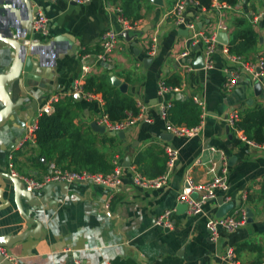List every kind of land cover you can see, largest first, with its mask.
<instances>
[{"label":"crops","instance_id":"obj_1","mask_svg":"<svg viewBox=\"0 0 264 264\" xmlns=\"http://www.w3.org/2000/svg\"><path fill=\"white\" fill-rule=\"evenodd\" d=\"M176 2L162 0L161 5L152 0H92L86 5L69 0L37 2L34 11L43 12L49 19V35H67L74 41V47L57 60L56 67L38 68L36 76L41 85L28 96L37 100L52 93H70L80 80L82 66L88 64L92 67L90 76L109 78L110 83L111 76H115L127 84V94L137 106L146 108L152 122L132 126L124 139L112 137L108 131L97 133L91 124L104 113L102 94L94 93L96 97L92 100L84 96L78 100L81 109L76 112L74 123L82 134L95 141L93 149L99 164L94 172L110 173L118 162L125 168L123 184L118 188L82 183L56 186L48 193L35 192L33 195L40 202L35 206L23 199L24 210L42 228L39 239L29 236L11 248H4L18 260L17 264H70L69 258L81 264H224L221 256L228 248L235 250L241 264L264 263V150L240 141L229 124L233 110L243 119L246 113L264 108V85L261 93L256 94L257 83L251 74L228 59L221 43L216 49L213 69L187 70L180 56L189 49L190 34L173 23L171 13ZM230 6L231 9L221 10L214 3L209 9L190 4L186 15L206 35L215 32L219 24L227 25L229 44L240 31L236 22H247L256 33V44L243 59L256 64L264 59V0H235ZM120 10L135 26L128 31L132 41L121 36L125 31L119 23ZM107 30L119 32L118 48L110 54L109 62L99 64L96 56L102 51L101 35ZM153 36L158 37L159 50L156 56L148 57L146 44ZM10 53L2 50L0 44V73L11 65ZM199 56L201 49H193L186 63ZM149 58L152 61L145 64L144 60ZM234 74L239 79L234 88H229L228 81ZM173 77L185 85L182 93L175 97L172 93L161 96L159 84ZM193 96L205 100L207 106L202 134L192 139L173 136L168 140L171 134L167 132L160 106L170 102L173 105L175 100L192 102ZM44 97L42 103L46 101ZM22 118L27 120L25 115ZM21 134L22 130H14L12 137L0 140V172H9V155L13 154L19 173L42 178L49 162L41 158L36 143L20 146L17 138ZM12 138L16 139L14 149L9 151ZM168 143L179 151L171 170H167L164 153ZM213 148L229 159L230 189L217 190L216 199L204 206L201 215L188 216L178 201L185 177L190 173L197 184L213 179L207 166L195 165L197 161L218 160L220 156ZM134 171L149 177L168 172V183L162 189H143L133 183ZM218 200L223 204L234 203L232 210H250L252 221L236 232L222 231L219 239L211 242L207 224L217 217ZM162 217L172 228L157 224ZM34 228L36 225L27 224L17 208L10 181L0 177V236H15Z\"/></svg>","mask_w":264,"mask_h":264},{"label":"built area","instance_id":"obj_2","mask_svg":"<svg viewBox=\"0 0 264 264\" xmlns=\"http://www.w3.org/2000/svg\"><path fill=\"white\" fill-rule=\"evenodd\" d=\"M76 5H86L92 0H69ZM214 5L221 9L227 10L231 9V6L226 1L212 0ZM194 4L198 5L194 0H177L174 9L172 10V20L177 27H184L189 31V49L182 53L180 60L185 62V67L187 70H192V60L186 63L189 59L191 51L195 47H199L202 51V57L204 59V69L211 70L215 66L214 56L216 54V49L219 44L217 41V36L220 32H229V28L225 24H219L211 35H206L202 30L198 29L197 24L194 21H189L186 15V8L188 5ZM119 23L122 26V30L129 31L134 30L135 26L132 25L123 15L120 10ZM50 28V21L46 15L39 11L34 16V30H42L45 34L48 33ZM120 34L114 30H107L101 35V48L102 51L97 54V63H107L109 62L110 54L118 48V40ZM158 37L153 36L146 44V55L148 57H154L157 55ZM229 45H224L223 53L231 60L233 63L241 65V67L251 74L252 80L256 83L264 85V59H260L256 64L247 63L244 61L243 57L231 54L228 48ZM89 55L84 58L87 59ZM91 66L85 64L82 66V75L80 80L75 82L73 89L70 93H52L46 98V101L40 105L36 113L33 123L27 127V133L20 142V146L27 142L36 143L35 132L38 129V120L44 114H52L55 112L56 104L62 101L65 97H74L75 94H80L85 98L92 100L96 97L94 93H88L84 90L83 83L86 82L91 74ZM239 75L234 74L233 78L228 81V87L234 88L236 86ZM185 85L181 83L179 86H166L164 82L159 84V94L161 96L172 93L175 97L176 94H181ZM173 97V98H174ZM192 102L200 109V122L194 127H188L184 124L175 125L166 119V111L171 108L172 103L162 104L160 106L162 117L166 120L167 132L172 134L174 137H181L186 139H192L199 137L203 131V122L207 116V106L205 100L198 96L192 97ZM139 113L136 116H130L128 119L121 122H112L109 117L105 114L100 116L96 123L100 126H104L108 132H126L132 126L145 122L151 123L152 120L148 117L146 113V108L139 104ZM242 118L237 110H233L229 117V124L234 131L237 138L243 143L247 144L249 147L264 150V143H257L251 140L246 135L245 131L239 127V123ZM213 152L219 154V159H211L207 162L197 161L195 165L204 164L209 168L211 174H213V179L205 184H197L190 173L185 177L184 188L179 194L178 201L180 204L187 206L186 212L188 216H199L204 211V206L216 199L217 190H222L228 192L230 189V165L229 159L226 154L220 150L212 149ZM164 153L167 156V170H171L177 163L179 157V151L172 144L168 143L164 147ZM9 173L14 177L19 179L27 192L35 193L43 190L46 186L50 184H75L82 183L86 185H96L103 186L106 188H118L123 184V176L125 168L121 166L118 162H115L114 169L110 173L93 172L86 169H75L60 166L55 161H51L47 164V169L42 178H36L32 175H23L16 170L14 155H9L8 163ZM133 183L143 189H162L168 183V172L155 177H149L143 175L140 172H133ZM227 200L229 198L227 197ZM107 209L109 205L105 206ZM249 222V216L246 209L236 208L231 210L228 214L223 217L211 218L207 224V230L209 233V239L211 242H216L222 231L227 233L236 232L238 229L247 225ZM157 224L165 228H172V224L165 220L164 217L157 220ZM0 252L13 264H17L18 260L14 257L9 256L6 249L1 248ZM224 264H241L237 258V254L233 248H228L225 253L221 256ZM0 264H2L0 262ZM74 264H81L80 261L74 260ZM264 264V263H262Z\"/></svg>","mask_w":264,"mask_h":264},{"label":"water","instance_id":"obj_3","mask_svg":"<svg viewBox=\"0 0 264 264\" xmlns=\"http://www.w3.org/2000/svg\"><path fill=\"white\" fill-rule=\"evenodd\" d=\"M40 0H0V44L2 50L10 51V55L13 61L9 67H6L2 73H0V103L2 108L0 109V140L8 139L14 135V130H22V134L17 138V142H21L23 135L27 133V127L30 126L34 119L35 113L38 111V106L42 104L43 98L39 99L36 103V109H34L31 115V120L27 122L22 118V115H29L30 106L32 101L30 96L33 89L39 88L41 80L36 76L38 68L50 70L56 67L57 60L69 54L74 47V41L67 35H57L51 37L48 33L45 34L42 30H34V16L35 6ZM155 4L161 5L162 0H152ZM189 34L188 30H186ZM128 41H132L133 36L128 31L121 34ZM37 37L42 40H36ZM217 41L223 45H229L228 33L220 32L217 36ZM133 46H136L134 43ZM199 47H195L197 51ZM139 53V51H137ZM152 61L151 58L145 59L144 63L149 64ZM106 64V63H103ZM192 66L197 69L204 68V59L199 56L196 60L192 61ZM111 83L114 87L126 94L128 91V85L122 83L115 76H111ZM44 89V88H43ZM261 84L257 83L255 86L256 94L261 93ZM28 94H30L28 96ZM27 95V96H24ZM16 97H18L16 99ZM47 96L44 97V99ZM181 96H178V98ZM74 98L80 100L82 96L75 94ZM93 131L101 134L106 133L104 126L98 125L96 122L91 124ZM112 137L125 138V132L115 133L109 132ZM173 135L169 136L168 140H172ZM15 138H12V143L8 145L9 151L14 149L13 143ZM0 177L10 181L12 185V191L14 196V202L19 209L23 219L27 224H35L36 228L33 230H27L19 235L15 236H0V249L11 248L16 243L26 240L29 236L35 239L41 237L40 232L42 225L37 220H32L29 214L24 210L22 200L25 199L30 205L35 206L40 202L34 197L33 193L27 192L24 189L23 183L14 178L9 172H0ZM66 186L65 184H50L46 186L43 191L48 193L54 187ZM220 203V209L217 213V217H223L228 214L234 207V203L223 204L222 200H218ZM182 210H186V205H181ZM248 211L249 222L252 214ZM39 233L38 235L36 234ZM40 235V236H39ZM0 262L2 264H13L0 252ZM70 264H74V258H69Z\"/></svg>","mask_w":264,"mask_h":264},{"label":"trees","instance_id":"obj_4","mask_svg":"<svg viewBox=\"0 0 264 264\" xmlns=\"http://www.w3.org/2000/svg\"><path fill=\"white\" fill-rule=\"evenodd\" d=\"M199 7L209 9L212 0H194ZM234 4L235 0H226ZM236 26L240 29L237 37L228 48L231 54L244 57L253 50L256 44V33L247 22L239 20ZM109 78L89 76L84 84L88 93H100L105 105L104 113L112 122H121L130 116H136L139 109L135 100L124 94L108 82ZM166 86H179L181 81L177 77L169 78ZM81 109L80 102L73 96L56 104L55 112L39 117L38 129L35 132L36 145L41 150V158L47 162L55 161L60 166L74 167L75 169L87 168L91 171L98 170L99 160L93 145L94 139L87 134H82L74 119L76 112ZM166 119L175 125L194 127L200 122V109L191 101L175 100L174 104L166 111ZM249 139L257 143H264V108H258L245 114L239 123ZM69 162L68 165H64ZM162 174V173H161ZM160 174V175H161Z\"/></svg>","mask_w":264,"mask_h":264},{"label":"flooded vegetation","instance_id":"obj_5","mask_svg":"<svg viewBox=\"0 0 264 264\" xmlns=\"http://www.w3.org/2000/svg\"><path fill=\"white\" fill-rule=\"evenodd\" d=\"M24 96H26V95H24ZM44 96H42L41 98H39V99H42ZM39 99H37V100H35V99H32V101L29 103V108H30V110H29V115H27V121H30L31 120V115L33 114V112H34V109H36V103H37V101L39 100ZM37 107H39L38 105H37ZM35 115H36V113H35Z\"/></svg>","mask_w":264,"mask_h":264}]
</instances>
